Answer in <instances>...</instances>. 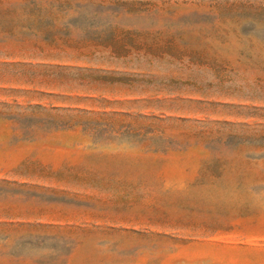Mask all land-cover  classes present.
<instances>
[{
	"label": "rangeland",
	"instance_id": "374dc122",
	"mask_svg": "<svg viewBox=\"0 0 264 264\" xmlns=\"http://www.w3.org/2000/svg\"><path fill=\"white\" fill-rule=\"evenodd\" d=\"M0 264H264V0H0Z\"/></svg>",
	"mask_w": 264,
	"mask_h": 264
}]
</instances>
